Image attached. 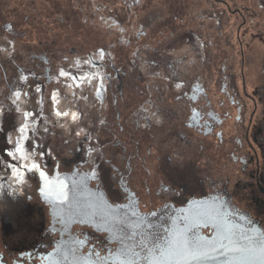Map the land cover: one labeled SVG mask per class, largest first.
Masks as SVG:
<instances>
[{
	"label": "flooded vegetation",
	"instance_id": "flooded-vegetation-1",
	"mask_svg": "<svg viewBox=\"0 0 264 264\" xmlns=\"http://www.w3.org/2000/svg\"><path fill=\"white\" fill-rule=\"evenodd\" d=\"M0 185L1 264H151L194 201L264 233V0H0Z\"/></svg>",
	"mask_w": 264,
	"mask_h": 264
},
{
	"label": "snow or ice",
	"instance_id": "snow-or-ice-1",
	"mask_svg": "<svg viewBox=\"0 0 264 264\" xmlns=\"http://www.w3.org/2000/svg\"><path fill=\"white\" fill-rule=\"evenodd\" d=\"M101 57L103 52L100 53ZM78 63V62H77ZM60 76L68 78L69 73L61 70ZM75 79V77H72ZM84 79H87L85 77ZM102 81V78H100ZM179 87V85H177ZM21 94H16V103L20 100ZM55 101L56 98L53 97ZM56 116L67 117L68 112L57 111ZM27 119L32 116L30 112H24ZM77 117L73 113L72 119ZM27 125H24L20 131L26 132ZM19 143V142H17ZM17 153L23 152V147L18 146ZM13 155V154H10ZM15 159L16 156L13 155ZM21 159L25 157L21 156ZM25 168L29 170L39 171L40 177L45 182V188L41 192L46 199H50L54 204L53 213L56 215V205H64L69 202L68 192L63 181H57L58 187H49L53 182L48 180L46 173L40 170L39 164H25ZM13 173L18 183L24 182V177L19 168H14ZM3 185H0V189ZM218 199V198H217ZM191 213V224L193 225H210L215 230L212 239L205 237H197L195 239L188 236L189 228L177 229L171 233V238L163 249H159V259L153 258L151 264H206L207 261H220L223 258V264H264V233H257L255 230L248 231L245 228L234 223L232 217L226 213L222 204L215 201L209 204L207 202H193ZM112 219L116 217L113 215ZM188 217H186V220ZM142 220L138 222L140 226ZM151 252V249H149ZM120 264H133L132 261L121 260Z\"/></svg>",
	"mask_w": 264,
	"mask_h": 264
},
{
	"label": "water",
	"instance_id": "water-1",
	"mask_svg": "<svg viewBox=\"0 0 264 264\" xmlns=\"http://www.w3.org/2000/svg\"><path fill=\"white\" fill-rule=\"evenodd\" d=\"M240 222H241V224L239 223H237L239 226H241V227H243V228H245L246 230H248V231H252V230H255L257 233H261L258 229H256V228H254V227H252V229L251 228H249V227H247L245 224H244V220L243 219H240ZM250 229V230H249ZM1 264V263H0ZM206 264H223V258H221V260L218 262V261H207L206 262Z\"/></svg>",
	"mask_w": 264,
	"mask_h": 264
}]
</instances>
